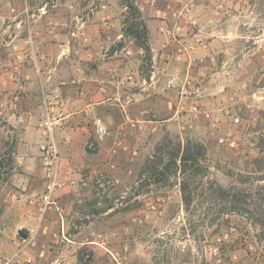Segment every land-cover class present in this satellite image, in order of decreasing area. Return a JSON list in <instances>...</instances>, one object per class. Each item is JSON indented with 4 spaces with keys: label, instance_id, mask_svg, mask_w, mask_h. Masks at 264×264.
Returning <instances> with one entry per match:
<instances>
[{
    "label": "rangeland",
    "instance_id": "374dc122",
    "mask_svg": "<svg viewBox=\"0 0 264 264\" xmlns=\"http://www.w3.org/2000/svg\"><path fill=\"white\" fill-rule=\"evenodd\" d=\"M125 1L139 7L136 0ZM202 2L198 16L205 19L213 14L218 19L216 33L207 38L211 55L191 66L176 62L177 97L161 101L158 113L154 111L156 117H169L179 107V119L162 123L156 132L130 134L132 151L120 158L124 165L85 172L95 179V194L99 179L115 180L105 193L111 196L87 209L93 212L115 204L117 214L111 222L117 230L101 237L91 231L81 235L105 243H36L37 234L14 213L21 198L12 177L22 170L15 163L14 140L0 137V155L7 164L3 173L7 181L0 187V264L23 245L20 229L28 230L34 243L15 264H77L80 255L91 264H264V0H224L222 7L220 0ZM139 11L136 14L127 7L126 16L138 19ZM137 43L146 44L141 38ZM144 55L148 58L147 52ZM186 79L191 84L184 85ZM191 105L210 111L219 120L195 117ZM236 117L238 123L233 121ZM187 141L204 145L202 163L208 166L209 177L248 197V209L234 210L230 202L225 203L217 220L216 210H208L204 199L207 180L203 179L186 210L180 174L173 168L165 178L155 174L149 158L157 154L168 159ZM118 149L111 153L118 155ZM23 198L28 202L27 195ZM41 249H45L43 257L39 256ZM28 257L33 261L27 262Z\"/></svg>",
    "mask_w": 264,
    "mask_h": 264
},
{
    "label": "crops",
    "instance_id": "0c3cea01",
    "mask_svg": "<svg viewBox=\"0 0 264 264\" xmlns=\"http://www.w3.org/2000/svg\"><path fill=\"white\" fill-rule=\"evenodd\" d=\"M0 2V137L14 140L15 163L22 169L12 177L21 198L14 213L37 234L36 243H105L81 238L84 232L101 237L117 230L111 222L117 214L115 204L88 211V205L97 207L111 192L97 198L95 179L85 172L124 165L120 158L132 151L130 134L156 132L172 119L153 118L144 109L151 107L158 113L161 101H168L171 95L177 97L178 90L160 92L166 77L176 73L177 67L175 61L166 60V52L174 51L180 41L194 40L195 29H187L181 20L184 27L177 31L176 19L156 14V7L179 9L178 0H136L142 11L138 19L126 16L125 0ZM193 2L198 14L203 2ZM216 20L213 14L198 18L206 38L216 33ZM81 24L86 35L74 37L72 31ZM142 30L145 37L141 39L148 49L137 43V32ZM209 50L198 47L194 56H204L207 61ZM17 56L21 67L12 77ZM130 74L132 79L128 78ZM14 101L16 110L11 108ZM84 109H89L92 116H101L113 132V137L94 150L86 147L94 138V126ZM47 111L56 118L54 139L65 184L56 192L60 210L52 207L42 214L38 205L29 204L23 195L45 189L40 150L45 137L38 121ZM130 120L142 121L143 129L131 127ZM118 139L122 146L114 155L111 151ZM69 167L74 169L71 176H67Z\"/></svg>",
    "mask_w": 264,
    "mask_h": 264
},
{
    "label": "built area",
    "instance_id": "2783aa9c",
    "mask_svg": "<svg viewBox=\"0 0 264 264\" xmlns=\"http://www.w3.org/2000/svg\"><path fill=\"white\" fill-rule=\"evenodd\" d=\"M181 4V7L177 10H172L171 8L164 9L162 7H156V14L164 19H167L169 16H172L176 19V30H181L184 25L180 24V21L183 20V23L187 26V29L193 28L195 29L194 40L190 42L180 41L174 51L166 52V60L167 61H175L181 62L184 61L191 66L198 59L194 56L195 50L198 47L203 49H209V42L207 38L204 36L203 32L199 28L198 23V14H196L194 10V2L193 0H178ZM224 0H220L218 3L219 7L223 6ZM2 3L0 2V7ZM141 10V9H140ZM199 29V31H198ZM197 30V31H196ZM87 33L84 25H80L76 29L72 31V35L74 37L85 36ZM21 67V61L19 56L13 59V69L11 76H15L19 73ZM129 79L133 78V75L128 76ZM180 84V77L177 73H170L166 79L164 80L163 85L160 88V92L162 94L168 93L170 91L178 90ZM185 84H191V79H186ZM185 86L182 88V93H185ZM11 108L16 110L18 105L16 101L11 103ZM191 111L195 115V117H199L202 115L205 119L217 122L218 117H213L212 113L208 110H201L197 105H191ZM180 109L177 107L175 113L172 118L176 120L179 119ZM84 115L87 118H91L93 126H94V138L89 140L86 144V147L90 150L96 149L100 144L107 141V139L113 137V132L106 123V121L99 115L92 116V113L89 109L83 110ZM144 113L146 115H150L155 118L156 114L154 113L152 108H145ZM234 123H238L240 121L239 117L233 119ZM56 118L52 117L47 111L46 114L42 115L40 120L38 121V129L41 134L45 137V141L41 143V158H42V168L44 170L45 176V190L41 193H32L27 195L28 203L32 205H38L40 212L43 214L52 207L59 209V204L56 198L57 190L61 189L65 180L60 176L59 168H60V153L58 150V146L54 139V129L56 126ZM129 124L131 127L136 129H143L142 121L139 120H130ZM156 126H154V130ZM114 147L112 148V152L116 153L117 149L122 146L121 139L115 140ZM67 170V176H71L74 172L72 167H69ZM99 188L96 193V196L103 197L106 191L115 185V180L111 177H106L105 180H98ZM60 210V209H59ZM31 243H34V236L32 234L29 235L27 239H24L23 245L20 247L18 251L15 253L4 257L1 260V264H15L19 262L21 252ZM45 255V249H41L39 252V256L43 257ZM27 262H32L33 259L31 257L26 258Z\"/></svg>",
    "mask_w": 264,
    "mask_h": 264
},
{
    "label": "trees",
    "instance_id": "16d2710c",
    "mask_svg": "<svg viewBox=\"0 0 264 264\" xmlns=\"http://www.w3.org/2000/svg\"><path fill=\"white\" fill-rule=\"evenodd\" d=\"M127 7L133 9V12L136 14L140 13L139 7L133 2L127 3ZM137 37L139 39L144 38L145 30L137 32ZM143 46L145 49H148L147 44H144ZM204 154V145L198 142L187 141L184 144L180 143L178 149L171 156L167 157L168 159L163 156H157V154L150 157L149 168L153 170V172L157 175L162 174L164 178L167 174V170H172L171 168H173L175 174H180L181 180L179 182V185L182 200L186 210L189 209L195 201L198 195V186L200 184H203L201 183L203 182V179L207 180L205 181V189L202 192L203 194H205L204 199L207 201L208 210H216V215H219V217H217V220L220 218V214L225 210V203L230 202L231 207H233L234 210L248 209V206H251V202H249L250 199L248 197H242L239 194V191H236L235 189L225 188L209 177L208 166L205 165V163H202V156ZM12 159L13 158H11L10 160ZM164 160L167 161L164 162ZM6 166L7 164L5 162L4 156L0 155V187L3 182L7 181L6 177L4 178L3 175ZM221 228L222 226L219 227V229ZM216 232L218 233L219 230ZM223 241L224 240L221 239V242ZM77 264H91V261H85L84 257L80 255L78 257Z\"/></svg>",
    "mask_w": 264,
    "mask_h": 264
},
{
    "label": "water",
    "instance_id": "95a60500",
    "mask_svg": "<svg viewBox=\"0 0 264 264\" xmlns=\"http://www.w3.org/2000/svg\"><path fill=\"white\" fill-rule=\"evenodd\" d=\"M19 235H20V237H22L24 239H27L29 237L30 233L26 229H20L19 230Z\"/></svg>",
    "mask_w": 264,
    "mask_h": 264
}]
</instances>
